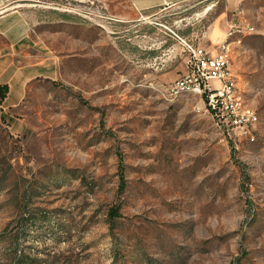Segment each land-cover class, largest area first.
<instances>
[{"label":"rangeland","instance_id":"374dc122","mask_svg":"<svg viewBox=\"0 0 264 264\" xmlns=\"http://www.w3.org/2000/svg\"><path fill=\"white\" fill-rule=\"evenodd\" d=\"M188 2L143 37L87 0L13 4L51 66L0 101V264H264V0ZM201 13L211 35L240 25L226 41L249 135L158 90Z\"/></svg>","mask_w":264,"mask_h":264},{"label":"crops","instance_id":"0c3cea01","mask_svg":"<svg viewBox=\"0 0 264 264\" xmlns=\"http://www.w3.org/2000/svg\"><path fill=\"white\" fill-rule=\"evenodd\" d=\"M16 1L18 0H0V84L8 86V92L2 102H6L14 90L17 96L13 106L23 97L26 84L36 77H47L51 66L50 57L32 35L30 13L13 5ZM188 1L190 0H87L90 11L104 15V19L110 23L114 19L124 24H136L138 37L145 36L143 27L145 23H154L152 20L170 12L177 13L176 8L189 3ZM202 22V13L195 14L190 26L193 31L191 35L195 34L197 40L192 37L189 40L198 49L214 54L218 45L225 39L226 32L223 34L218 21L220 33L211 35L209 27L206 31L202 29ZM197 26L200 30L196 28ZM169 31L173 34L171 30ZM142 41L143 39L139 40ZM185 59L186 54L182 59L181 74L186 71ZM178 76L165 75L164 79L167 81L163 84L173 81Z\"/></svg>","mask_w":264,"mask_h":264},{"label":"built area","instance_id":"2783aa9c","mask_svg":"<svg viewBox=\"0 0 264 264\" xmlns=\"http://www.w3.org/2000/svg\"><path fill=\"white\" fill-rule=\"evenodd\" d=\"M238 32H241L240 25L230 24L225 39L214 54L198 49L174 35L186 52V71L173 81L161 84L158 89L162 97L168 100L185 93L197 95L214 125L228 136L232 131L249 135L250 127L257 122L255 111L245 104L236 86L230 66V42L226 40Z\"/></svg>","mask_w":264,"mask_h":264},{"label":"trees","instance_id":"16d2710c","mask_svg":"<svg viewBox=\"0 0 264 264\" xmlns=\"http://www.w3.org/2000/svg\"><path fill=\"white\" fill-rule=\"evenodd\" d=\"M8 92V86L6 84H0V101H2ZM111 217L117 216L116 208H111L109 211Z\"/></svg>","mask_w":264,"mask_h":264}]
</instances>
